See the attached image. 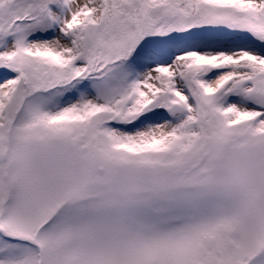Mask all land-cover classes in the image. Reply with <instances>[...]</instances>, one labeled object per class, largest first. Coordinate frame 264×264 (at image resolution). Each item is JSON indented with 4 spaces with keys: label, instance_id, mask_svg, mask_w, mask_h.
I'll return each instance as SVG.
<instances>
[{
    "label": "snow or ice",
    "instance_id": "snow-or-ice-1",
    "mask_svg": "<svg viewBox=\"0 0 264 264\" xmlns=\"http://www.w3.org/2000/svg\"><path fill=\"white\" fill-rule=\"evenodd\" d=\"M0 264H264V0H0Z\"/></svg>",
    "mask_w": 264,
    "mask_h": 264
}]
</instances>
